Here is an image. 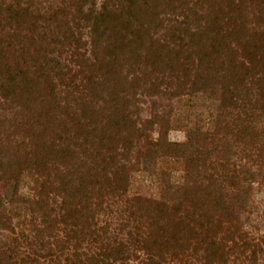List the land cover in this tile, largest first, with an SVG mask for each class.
Masks as SVG:
<instances>
[{
	"label": "trees",
	"instance_id": "1",
	"mask_svg": "<svg viewBox=\"0 0 264 264\" xmlns=\"http://www.w3.org/2000/svg\"><path fill=\"white\" fill-rule=\"evenodd\" d=\"M89 1L74 0L77 13L81 15L80 21H83L84 26L92 27L89 47L78 36L80 33L75 32L81 23L74 21L67 27V21L64 24L59 22L58 17H64L65 9L72 6L73 2H63L58 7L51 4L43 10L44 14L41 16H44L41 18L46 21V25L37 33L39 43L35 50L43 51L41 59L44 60V65L41 70L45 66L47 71H40V79L31 81L33 74L30 70H37L25 62L31 51L24 52L26 46L23 39L14 42L13 38L20 33L26 18H32L38 12L35 9L37 1L0 0V18H3L1 21L6 22L9 30H12V34L11 31L8 32V37L12 38L11 43L8 41L3 44L0 39V97L6 101L5 106L1 105L0 114L6 117V110L11 108L9 105L15 106L18 97L26 101L33 98L32 101L46 105L44 107H48L49 114H52L49 116L51 123L45 126L40 118L41 112L33 105L27 107L30 115L26 117V122L31 128L28 138L34 147H29L30 150L26 152L28 144L23 141V137H18L24 131L25 125L12 122L5 127L6 123L0 121V127L4 126L3 129L0 128V149H5V146L7 149L11 148L13 157L11 161L4 163L0 158V177L9 175L18 178L22 170L28 169L27 158L32 160L29 167L42 177L39 193L33 201L34 210L37 212L31 223L33 238L28 242L23 240L30 253L27 258L15 261L11 255L12 250L8 251L10 253L3 251L0 253V264H193L191 258L195 260V264H227L231 256V262L257 264L258 254L264 253V234L257 238L249 237L233 224L242 214L241 204L236 211L238 214H231L224 197L227 186L240 190L239 186L250 180L249 165L259 169L264 159V130L258 131L264 127V1L260 0L253 9L254 2L250 0V6L245 5L247 0H176L178 4L173 8L178 11L177 16L180 18H174L177 27L173 29V40L177 46L181 45L180 49L186 51L192 48L183 43L184 36L188 35L195 40V62L189 56L184 59V70L192 72L194 63L195 70L191 74L174 78L167 75L165 80H157V77L155 81H150L149 89L160 95L174 81L180 87L185 83L183 78L191 75V84L212 99L216 95L222 110L214 114L210 129L202 134L197 130L195 140L188 134L184 142H172L167 139L165 130H160L155 140H149V135H145L143 147L149 153L160 151L163 155L178 158L187 155L188 165L191 167L188 170L186 187L179 190L180 193L175 195V201L170 206L174 214L170 212L168 216L162 215L163 211L168 210L164 201L139 196L129 197L126 187H122L123 177L126 176L130 164L129 155L134 151V142L141 132L136 125L137 112L131 108L123 109L116 97H110L114 94L113 90L122 85L121 80L117 79L123 69L119 56L128 48L119 29H125L129 25L140 32L155 25L152 10L160 0H121L109 7L103 1L98 10L93 8L92 2L93 4L90 3L84 9ZM248 13L252 16L251 30H246L248 22L243 20ZM106 32H111L112 35L104 38L110 34L106 35ZM252 36L254 37L251 38ZM96 37L102 41L99 42ZM110 38L111 41H108ZM225 41H228L226 45ZM15 46L26 53L25 57H21L22 62L8 54L10 49L16 51ZM107 48L112 54L106 53L102 56L101 52ZM87 53L94 60L95 70L103 72L102 69L107 68L105 75H83L82 67L86 68L85 72L92 69L87 64L90 60ZM133 54L127 57L131 58ZM171 60L167 63L169 68L174 66L173 62H169ZM116 66L119 67L118 70ZM81 73L80 82L76 83L75 77ZM52 78L58 79L65 89L56 90ZM39 80H43L44 91L47 93L32 95V85L39 83ZM102 81L112 89L109 95L106 93L108 97L101 98L100 101L107 105L97 111L92 109L91 112H87V108L81 109L84 122L79 123L78 136H83V133L85 135L80 146H83L82 152H86L84 146L87 144L97 145L95 140L108 141L115 145L119 142L121 146L112 147L110 153L106 154L100 149L86 154V160L81 165L83 173L76 164L79 170L73 172L79 175L75 174V178L70 179L72 172L62 164L65 162L62 161V151L54 150L58 146L54 142L57 133L55 130L59 119H63L60 120L64 121L60 125L65 134L62 139L70 142L77 136L71 135L70 139H66L68 129L64 119L71 116L68 112L72 102L83 99L88 91L96 93L102 88ZM162 84L165 89L161 90ZM74 92L79 95L70 100L69 96H73ZM62 94L63 105L59 110L60 102L55 108L52 103L57 102V95ZM56 111L61 113L60 117L56 115ZM152 121L154 120L142 121L139 129L145 122L150 125ZM49 126L51 131L46 135L37 134L38 129H47ZM218 140L224 145L226 155L221 154L216 147L219 157L213 160L210 159V148H215V145L207 146L202 141L216 144ZM232 145L235 148L233 151L230 150ZM205 165V173L201 174L198 168ZM9 166L14 170L9 169ZM84 176L91 180L87 182ZM93 177L96 179L92 180ZM214 182H218L217 188L214 187ZM108 200L114 205H122L119 212L121 221L113 229L109 228L106 221L103 225H98L95 218L100 210L110 216L113 206L111 207ZM2 201L0 199V206H3ZM171 215L177 216L172 219L173 222L177 220L175 223L188 220V225L194 231L193 237L184 239L177 233L178 228L171 230L166 226L164 231L158 222ZM227 217L232 219H226ZM1 221L0 215V224ZM173 226L178 227L175 224ZM84 243L88 246L81 250ZM59 251H66L63 259L60 258Z\"/></svg>",
	"mask_w": 264,
	"mask_h": 264
},
{
	"label": "rangeland",
	"instance_id": "2",
	"mask_svg": "<svg viewBox=\"0 0 264 264\" xmlns=\"http://www.w3.org/2000/svg\"><path fill=\"white\" fill-rule=\"evenodd\" d=\"M35 1H37V4H35V9L37 8L38 12H36L34 16H31L32 18H26L25 23L22 24L20 28V33L18 35H14L16 37L13 38L15 40L14 42L23 39V44L26 46V50H24V52L27 50L31 51V55L28 54L30 57L27 61H25L26 65L29 64L31 67L37 69L36 72L30 70L31 74H33L30 77L31 81H35L37 80V78H39L38 76L40 71H47V68L45 66H43L44 69L41 70L42 65H44V60L41 59L43 51L37 52L35 50L36 44L39 43L37 33L42 30L41 27H43V25H46V21L41 18L44 16H41L42 14H44L43 10L48 8V6H50L51 4H54L55 7H58L63 2H73L72 6H69L67 7V9H65L63 13L64 17H58L59 22L64 24V21H67V25L65 24L67 27L72 25L74 21L81 23L82 25L77 27L78 29H76L75 32L80 33L79 35H77L81 36L82 41H86L88 43L87 47H89V35L90 29L92 28L90 27V24V26H84L83 21H80L81 15H78L77 13L74 0ZM103 1L107 2L109 7L116 5L121 0H90L88 4L84 5V9L93 2V8L98 10L101 2ZM250 1L254 2L253 9H255L260 0ZM177 4L178 3L176 0H160L156 4L157 6L153 7L152 10L156 24H153L151 27H149V29L139 32L137 28L135 29L134 26L131 27L129 25L125 26V29H119L121 35H123L124 37V43L128 45V48L127 50L123 48L124 53L119 56L123 69L122 73L119 74V76L117 75V79L121 80L122 85L113 90V96L110 95L112 99L113 97H116L117 100L120 101V106L123 109L124 107L131 108L133 111L137 112V114H135V118L137 117L136 119L138 120L136 125L139 132H141L139 138H137V141L134 142V151H132L129 155L130 164L129 168L126 171V176L123 177L124 185L122 187H126V193L129 197L139 196L140 198L164 201V203L167 204L166 208L168 209L163 211L164 213L162 212V215L165 216H168L171 213L174 214V212L171 211L170 206L175 201V195L180 193L179 190H182V188L186 187L188 179L187 175L189 173L188 170H190L191 167L190 165H188L189 161L187 159V155L184 158H178L177 156L163 155L160 153V151L156 153H149V150H146L145 146V148L143 147V143L146 140L145 135H149L147 137L149 140H155L159 135V131L165 130L167 132L166 136L169 141L184 142L187 136H189L188 134H191L193 137L192 139L195 140V134L197 133V130L201 131L200 134L205 133V131L207 129H210L213 125L214 114L221 112L222 110L218 97H216V95L212 99L208 96V94L206 95L205 92H203L200 88H196L191 84V82L193 81L191 75H189L188 78L186 76L183 78L185 83L180 87H177V82L174 81L171 84L170 88H167L166 92L164 91L165 94L162 91L163 93L159 95L153 90L149 89L150 81H155L157 77V80H160V78L165 80L167 75L172 76L171 78H174L175 76L191 74L195 70V63L193 64L192 72H186L184 70V68L186 67V65H184L186 64L185 56H189V59H194L195 62V52H193L195 50V40L193 38L191 39L188 35L184 36L183 43L188 44V47L192 48V50L188 48L187 51L180 49L181 45L177 46L173 40V38L175 37L172 34L173 29L177 27V22L176 20H174V18H180L177 16L178 11L173 8ZM248 4L249 1L247 0L245 5ZM246 7L244 9H247ZM242 12L246 13L244 10ZM1 19L3 18H0V39L3 40V44L8 41L11 43L10 40H12V38L8 37V32L11 31L10 33L12 34V30H9V27L7 26L8 24H6V22H2ZM243 20L248 22L246 23V30H251L253 25L251 14L248 13V15ZM105 34L109 35L104 36V38H108L112 35L111 32H106ZM254 36H252L251 38H253ZM96 38L99 42L102 41L101 38ZM108 41H111V38ZM227 43L228 41H225V45ZM233 45L234 44L231 43V46L235 49ZM15 49L16 51L10 49L8 54L13 59L22 62L23 59H21V57H25L26 53H24L23 50L21 51V49L17 46H15ZM101 50L102 47H100V51ZM106 53L112 54L108 50V48L101 52L102 56ZM131 53H134L133 56L131 58L127 57V55ZM86 55L90 59L87 61V64L90 66L89 68L92 69L85 72L86 68L82 67L83 75H95L100 77V73L104 74V71L107 68L102 69L103 72H100V70H95L96 66H93L94 60L92 56L88 53ZM170 59L172 60L169 62H173L174 64L172 68H169L167 64L168 60ZM116 69L118 70L119 67L116 66ZM80 76H82V73L78 75V77H75L76 83L80 82ZM52 80L54 81L56 90L59 89L58 91H60L65 89L63 85L59 84L60 81L58 79L52 78ZM64 81H66V79ZM102 82V88L97 90L96 93L92 94V91H88L83 99H79L77 100V102L73 101L70 112H68L71 116L64 119L65 123H67L66 126L68 129L66 139H70L71 135L73 137L74 135L77 136L74 137V139L72 138L70 142L62 139L65 134L63 133V127H61L60 125H62L64 121L60 122V120L63 119H59L58 127L55 130V132L57 133H55L56 135L54 137V142L58 146H55L54 150L62 151V161H65L62 162V164L69 167V169L71 170L70 172H72V175H69L70 179H74L75 174H77V176L79 175L78 173H74L73 171L79 170V168L76 167H81V165L85 162L86 154L91 153L94 149H100L101 151H103V153L105 152L106 154L110 153L109 151H111L110 149L112 147L117 148L121 146V143L119 142L115 145L111 144V142L109 143L108 141L100 142L97 140H95V143L97 145L90 146L87 144L86 146H84L86 152H82L83 146H80V144L84 142L83 136L85 135V133H83V136H81L80 134L78 136V133H80L79 123L84 122V119L81 117V109L87 108L86 111L91 112L92 109H95V111H97L99 109H102L103 106L107 105L101 103L100 101L101 98L106 99L108 97L106 96V93H108L109 95L112 89L111 87L109 88L107 84H104V81ZM31 89L32 95H44V93H47L46 91H44L45 85L43 83V80H39V83H35V85H32ZM160 89H165L163 84L160 85ZM84 92L85 91H83V93ZM173 93L176 94L174 95ZM125 94H127L126 97ZM77 95L79 94H76L74 92V95L69 96V99H75V97L77 98ZM57 96H59V98H56L57 102H53L52 106L55 108L57 103L60 102V104L58 103L60 110L63 105L61 99L63 97V94ZM32 99L33 98H30L29 101H26L25 99L18 97L15 106H13L14 104L9 105V107L11 108L6 110L8 113L6 117H3V115L0 114V121L2 120L1 123H6L5 127H8V124H11L12 122H16V125L19 124V122L25 125L24 131L22 130L21 134L18 135V137H23V141L26 143V145L28 144L25 152L29 149V147H34L33 144H30V140L28 138V136L30 135V133L28 132L31 131V128L29 123L26 122V117H29L30 115L26 110L27 107L33 105L36 110H39L41 112L40 118L45 126L52 121V119L49 117L50 115L52 116V114H49L48 107H44L46 105H43V103L38 104L37 102L32 101ZM125 100L127 101L124 102ZM95 102L97 103L95 104ZM2 104L5 106L6 101L0 97V108ZM133 107H135V109ZM107 108H105V111ZM49 110L52 109L49 108ZM105 111H103V113H105ZM56 112V115L60 117L61 113H59L58 111ZM151 119H153L154 121H152L150 125L147 124L148 122H145L143 127L139 129L142 121ZM157 121L159 122L157 123ZM3 127L4 126H1L0 128L3 129ZM40 130L38 129L37 134L46 135L49 131H51V127L49 126V128L47 129H43L41 127ZM260 130L263 131L264 127L258 129L259 132ZM34 140L39 141L36 138H34ZM36 141L35 144L38 145V142ZM202 143L207 146L215 145V148H210V151H212L210 159L215 160L219 157L217 149L220 150L221 154L226 155L223 148L224 145H221L219 143V140L216 144H211L209 141H202ZM2 148L0 149L2 151V153H0V158L3 160V163L9 160L11 161V158H13L11 156L12 149H7L6 146L5 149ZM135 149H137L138 152ZM234 149L235 148L233 147V145L232 147L230 146V150L233 151ZM45 157L46 156H43V158ZM26 160L28 169L22 170L18 178L9 175L0 177V199H3V206H0V215L2 216V224H0V253L3 251H6V253H10L8 251L12 250L11 255L12 257H14L15 261H19V259L21 258H27L28 254L30 253V251H28V249L26 248L25 241L23 240L26 239V241L28 242L33 238L31 223L33 221V217L37 216V212L36 210H34L35 206L33 201L36 199L37 194L39 193L42 182V177L34 173V169L32 167H29V165H31L32 163V160L30 161L29 158H27ZM205 167L206 165L204 167L201 166L198 168L201 174L205 173ZM249 167L251 168L250 180L239 186L241 188L240 190L232 188L231 186H227L224 201L230 207V210L228 212H231V214L235 215L238 214L236 213V211L239 210L238 206L241 204L242 214L240 215L239 220L237 222L234 221L233 224H236V226H238L241 231L247 234L249 237L257 238L264 234V159L261 162V168L257 169V166L251 165H249ZM9 169L13 168L9 166ZM80 169L83 173V168L81 167ZM95 179L96 177L92 178V180ZM84 180L88 182V180H91V178L84 176ZM217 186L218 182H214V187L217 188ZM50 197L53 198L52 196ZM108 202L110 205L112 204L110 200H108ZM111 207L113 211L110 213V216H106V214L101 210L99 211V213H97L95 218L98 221V225H103L106 221L110 225L109 228L113 229L116 227L117 223L121 221V214L119 212L122 205L120 203L118 205L112 204ZM176 217V215H171L168 218L164 217L163 219H161L162 221H159L158 223H160L161 228L163 226L162 229L164 231L166 230V226L171 230L174 228H178L179 230L177 233H179L184 239L188 236L193 237L194 231L191 230V225H188V220L184 219V223H175L177 220L173 222L172 219H176ZM228 218L232 219L231 217H227L226 219ZM173 224L177 225L178 227L173 226ZM87 246L88 245L84 243L81 250H84V248H86ZM90 248H92V245H90ZM193 248H195V245H193ZM65 252L66 251L62 253H60V251L58 252L61 259L64 258L65 255H63V253ZM229 259L230 262L228 261L227 264H239L238 261H236V263L231 262V260H233V256H231ZM190 260L193 264H195V260H193V258H191ZM247 263L248 262H245V264ZM196 264H199V262ZM257 264H264V253H261V255L258 254Z\"/></svg>",
	"mask_w": 264,
	"mask_h": 264
}]
</instances>
